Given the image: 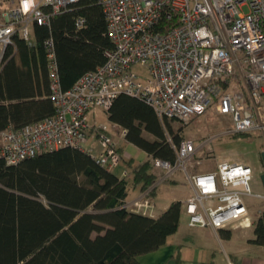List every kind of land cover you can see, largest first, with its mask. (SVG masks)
I'll return each mask as SVG.
<instances>
[{
  "label": "built area",
  "instance_id": "obj_1",
  "mask_svg": "<svg viewBox=\"0 0 264 264\" xmlns=\"http://www.w3.org/2000/svg\"><path fill=\"white\" fill-rule=\"evenodd\" d=\"M77 1L15 0L1 10L0 63L15 35L29 39L35 24L48 25L53 16ZM98 2L113 44L105 51L104 63L84 72L63 90L52 41H47L54 113L18 128L7 125L0 131V158L6 163L71 146L119 177H127L128 169L122 167L119 143L110 137L109 125H96L88 117L90 113L95 116V109L106 113L120 94L144 101L161 121L187 123L213 107L218 115L230 119L222 134L257 132L264 139V0ZM172 18L175 24L166 29L161 21ZM82 25L83 19L77 18L76 26ZM119 128L124 137L125 130ZM167 140L175 159L151 156L153 170L161 171L155 184L176 173L184 175L191 189L181 201L188 226H248L245 198L264 201V192H252L251 167L243 162L219 161L213 170L190 172L188 163L198 145L189 138L177 144L170 136ZM146 193L143 197H148ZM137 205L138 199L127 203L128 207ZM144 205L150 206L148 202Z\"/></svg>",
  "mask_w": 264,
  "mask_h": 264
},
{
  "label": "trees",
  "instance_id": "obj_2",
  "mask_svg": "<svg viewBox=\"0 0 264 264\" xmlns=\"http://www.w3.org/2000/svg\"><path fill=\"white\" fill-rule=\"evenodd\" d=\"M77 18L83 19L80 28ZM161 23L170 28L175 18ZM48 40L63 90L103 64L105 51L113 47L98 0H78L48 25L35 24L29 39L15 35L0 63V131L54 113ZM106 115L125 130L127 142L174 161L167 138L179 143L180 130L161 121L144 101L120 94ZM125 167L129 177H119L71 146L15 164L0 158V264H140L138 256L163 246L176 232L181 201L155 217L128 208V185L154 198L158 184L150 161L130 158ZM253 226L252 241L264 245V210Z\"/></svg>",
  "mask_w": 264,
  "mask_h": 264
},
{
  "label": "rangeland",
  "instance_id": "obj_3",
  "mask_svg": "<svg viewBox=\"0 0 264 264\" xmlns=\"http://www.w3.org/2000/svg\"><path fill=\"white\" fill-rule=\"evenodd\" d=\"M14 2L15 0H0V11L11 7ZM88 117L89 121L96 125H109L111 130L109 132L110 137L119 143L122 167L126 166V160L130 158L134 163L147 160L150 161L151 155L127 142L120 133L121 129L119 127H113L110 124L105 112L100 109H95V116H93V113H90ZM168 123L174 131H178V129L180 130L179 132L182 138L192 139L195 141V144L198 145L196 153L188 163V170L190 172L213 170L219 161L243 162L248 164L252 169V179L250 183L253 194L256 193V191L264 192L260 180V174L263 172L260 153L264 151V139L259 133H241L235 136L222 134L223 131L230 126L231 122L228 116L218 115L213 107H210L203 114L194 116L187 123L175 119H170ZM214 136H216V138H214L212 142L204 144V141H207ZM147 137H149V135H147ZM200 143H202L201 146H199ZM154 171L155 173L157 172V175L161 174L160 170L154 169ZM176 175H181V178L184 179L182 173H176L167 178V180L161 181L157 185L156 197L154 198L143 197V192L139 190L138 186L132 188L131 185H128V195L126 200L128 202H132L136 199L139 200V205L128 208L148 214V210H154L153 207L155 202L164 203L166 198H185L189 196L191 194V189L185 179L182 183L177 184L169 182L170 179L180 182L178 181L179 178L175 177ZM245 201L250 205L251 219L255 220L260 212L264 210V202H259V199L254 196L246 197ZM145 202L149 203V208H145ZM181 214L182 220H184L185 216L183 212H181ZM242 231L244 230H233L234 236L232 242L236 244L241 243L243 239Z\"/></svg>",
  "mask_w": 264,
  "mask_h": 264
},
{
  "label": "crops",
  "instance_id": "obj_4",
  "mask_svg": "<svg viewBox=\"0 0 264 264\" xmlns=\"http://www.w3.org/2000/svg\"><path fill=\"white\" fill-rule=\"evenodd\" d=\"M175 177H178L180 182L172 184L182 183L184 180L181 175ZM259 192L261 193L256 191ZM187 197L166 198L164 203L155 202L154 210H148L147 215L158 216L172 201H183ZM246 204L250 217V205ZM184 216L185 219L182 220V214L180 215L176 232L167 238L163 246L137 257L140 264H264V245L252 241L254 220L251 217L248 226L237 224L228 228L212 229L190 227L185 214ZM235 229L244 230L243 239L239 244L232 242ZM221 231L226 233V236H223Z\"/></svg>",
  "mask_w": 264,
  "mask_h": 264
},
{
  "label": "water",
  "instance_id": "obj_5",
  "mask_svg": "<svg viewBox=\"0 0 264 264\" xmlns=\"http://www.w3.org/2000/svg\"><path fill=\"white\" fill-rule=\"evenodd\" d=\"M260 157H261V162H262V166H263V172L260 174V180H261L262 186L264 188V151H262L260 153Z\"/></svg>",
  "mask_w": 264,
  "mask_h": 264
}]
</instances>
